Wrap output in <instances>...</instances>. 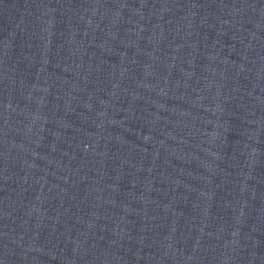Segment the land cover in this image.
I'll return each mask as SVG.
<instances>
[{
    "label": "water",
    "instance_id": "water-1",
    "mask_svg": "<svg viewBox=\"0 0 264 264\" xmlns=\"http://www.w3.org/2000/svg\"><path fill=\"white\" fill-rule=\"evenodd\" d=\"M0 264H264V0H0Z\"/></svg>",
    "mask_w": 264,
    "mask_h": 264
}]
</instances>
